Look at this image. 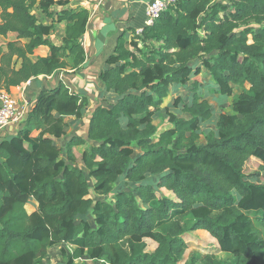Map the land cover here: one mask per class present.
I'll use <instances>...</instances> for the list:
<instances>
[{
  "label": "trees",
  "instance_id": "16d2710c",
  "mask_svg": "<svg viewBox=\"0 0 264 264\" xmlns=\"http://www.w3.org/2000/svg\"><path fill=\"white\" fill-rule=\"evenodd\" d=\"M55 2L0 0V90L84 61L89 11L60 10L57 20L67 23L55 45L52 26L31 11L48 13ZM131 34L118 37L99 73L115 93L111 105L92 109L87 95L60 81L40 89L16 133L0 141V264H46L50 247L76 239L72 252L61 249L65 264L82 257L180 264L191 247L204 251L205 264H224L217 252L236 255L238 264L264 255V183L250 180L264 177V0H177ZM41 45L48 58H32ZM203 71L207 83L197 79ZM192 77V100L172 104L182 103L189 117L169 108L158 114ZM203 84L222 98L234 85L248 88L232 96L234 114L220 113L197 144L199 125L213 114L198 91ZM88 110L86 137L70 134L67 118ZM165 122L172 127L153 142ZM119 179L128 187L114 189ZM30 197L38 209L27 212ZM185 216L193 222L183 223Z\"/></svg>",
  "mask_w": 264,
  "mask_h": 264
},
{
  "label": "crops",
  "instance_id": "0c3cea01",
  "mask_svg": "<svg viewBox=\"0 0 264 264\" xmlns=\"http://www.w3.org/2000/svg\"><path fill=\"white\" fill-rule=\"evenodd\" d=\"M62 3L56 1L49 9L48 13L42 12L38 7L39 14L34 13L36 18L46 24L51 25L48 39L55 45H61L67 20H57L60 10L73 9L83 6L89 11V18L86 30L80 37V43L85 51V58L80 67L76 70L65 68L54 71L50 75L39 76L31 83L19 84L9 91L19 100H27L28 111L42 88L55 86L58 82H63L70 91H75L88 96L93 107L102 104L104 97L115 96L113 91L104 90L103 84L99 80V73L106 67V59L114 52L117 39L125 33L129 39L131 29L140 30L149 24L146 14V6L151 0H64ZM98 1L101 3L98 4ZM33 12V11H32ZM5 41L0 36V41ZM49 48L46 45L38 46L32 58L47 59ZM91 109V110H92ZM91 110L84 113L81 118L84 121L83 137H86L87 121ZM80 119V120H81ZM76 121H80L75 118ZM17 128L13 129L15 133ZM29 141L37 139V131L33 130L27 134ZM27 212L38 209V203L30 197L25 205Z\"/></svg>",
  "mask_w": 264,
  "mask_h": 264
},
{
  "label": "rangeland",
  "instance_id": "374dc122",
  "mask_svg": "<svg viewBox=\"0 0 264 264\" xmlns=\"http://www.w3.org/2000/svg\"><path fill=\"white\" fill-rule=\"evenodd\" d=\"M33 13L39 14V10L32 8ZM2 42H5L4 40ZM195 79V77H192V80L188 81L186 86H180L174 88L170 94L164 98L163 104L161 105V111L158 112L162 117L166 116V112L164 109H168L175 112L178 116L182 117H189V114L185 113L182 111V103H179L177 107L173 106V101L176 98H180L183 101L190 102L192 100V81ZM197 79L199 81H202V83H207L210 81L209 74L203 71L197 76ZM202 86H205L204 84L201 85V88L198 89L200 91L199 93H202L203 95L205 94V98L209 100L211 103V108H212V116L209 118L208 121L203 122L199 125V131L197 135L195 136V143L197 144H203L206 142V133L210 130H214L215 127V121L218 119V116L222 112H227L229 114H234L230 107V100L232 96H237L239 93H241L243 90H247L248 85L245 84L244 86H239V85H234L233 87V94L231 97H218V94H208L206 92V89ZM205 89V90H204ZM114 100V96H112V99L110 97H104L102 104L99 105H104V106H109L112 104ZM167 105V106H166ZM69 120L68 123V132L70 134L77 133V134H83V129H85L84 121L81 119L80 121H76L75 117L67 118ZM169 127H172L171 124L165 122L162 123L155 134V136L152 138L153 142H157L159 135ZM64 140L56 139L57 144L63 143ZM138 151V150H137ZM136 151V152H137ZM250 180L253 181H262L264 183V177L262 179L260 178H250ZM114 189H120V188H127L128 186L123 182L121 179H119L115 184ZM109 196V197H108ZM107 198L108 200L113 201L112 197L108 195ZM104 199V198H103ZM105 200V199H104ZM107 200V199H106ZM247 215L251 217H260L262 216V211H247L245 212ZM182 222L185 224H191L193 222V219L189 216H185L182 218ZM81 243L80 239H76L73 241L69 242H60L58 244L53 245L50 247L46 253V256L44 258V262L46 264H65V258L63 257L61 253V249L66 250L67 252H72L75 249V246H78ZM122 245L126 247V242L122 241ZM205 253L204 251L200 250L199 248H188L186 249L183 258L180 261V264H205L203 259H204ZM215 258L221 261V263L224 264H238V258L236 255L227 253V252H217L215 255ZM84 261H87L92 264H102L103 262L101 260H91L86 257L78 258L75 260V264H80ZM251 264H264V255L259 258L254 260Z\"/></svg>",
  "mask_w": 264,
  "mask_h": 264
},
{
  "label": "built area",
  "instance_id": "2783aa9c",
  "mask_svg": "<svg viewBox=\"0 0 264 264\" xmlns=\"http://www.w3.org/2000/svg\"><path fill=\"white\" fill-rule=\"evenodd\" d=\"M60 1V0H55ZM64 1V0H62ZM177 0H151L146 6V14L149 24L152 20L165 10L168 5ZM101 1H98V4ZM34 79H28L23 84H29ZM27 100H19L9 90H0V141L7 135L13 134V129L19 127L28 112ZM17 131V130H16ZM16 133V132H15Z\"/></svg>",
  "mask_w": 264,
  "mask_h": 264
}]
</instances>
